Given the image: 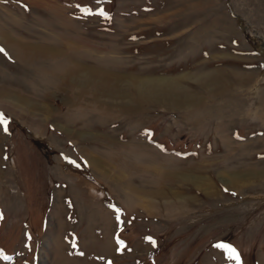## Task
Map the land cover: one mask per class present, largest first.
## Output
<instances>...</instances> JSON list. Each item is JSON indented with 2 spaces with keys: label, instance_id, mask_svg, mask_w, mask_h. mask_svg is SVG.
Listing matches in <instances>:
<instances>
[{
  "label": "rangeland",
  "instance_id": "374dc122",
  "mask_svg": "<svg viewBox=\"0 0 264 264\" xmlns=\"http://www.w3.org/2000/svg\"><path fill=\"white\" fill-rule=\"evenodd\" d=\"M0 48V264H264V0H0Z\"/></svg>",
  "mask_w": 264,
  "mask_h": 264
},
{
  "label": "bare ground",
  "instance_id": "6f19581e",
  "mask_svg": "<svg viewBox=\"0 0 264 264\" xmlns=\"http://www.w3.org/2000/svg\"><path fill=\"white\" fill-rule=\"evenodd\" d=\"M24 47H26V46L22 45V48H24ZM76 72L78 73V74L76 73V76L85 77V78L88 77V79L89 78H96L97 76L95 74H97V75L100 74L101 76L103 75V77H104L103 81L106 82V86H105L106 89H110V90L117 91V92H120L122 90H126V88H128L130 85L136 86L139 90L141 89L145 93L157 94V96L161 95L159 88L163 84L169 89L179 90V87L177 85V81L175 79H164V78H158V77H136V76L118 75V74L116 75V74H109V73L101 71V70H97V69H93V68H87V67L86 68L84 67L80 70L77 69ZM2 98H4V99H2ZM17 98H13L12 95H10L8 92H6V90L0 89V102H3V104L10 105V100H13V101L16 100L17 102L20 103L21 100L19 99V97H17ZM161 98H162V96H161ZM17 107H14V108H17ZM42 108L44 109L45 112L50 110L48 107H42ZM72 134L74 135V133H72ZM77 136L80 139H82V138H84L83 136H85V135L81 134V135H77ZM104 140H106V139H104ZM87 156L89 158L90 163L93 166L99 167V168L100 167L103 168L105 166V164L103 165L101 162L97 161V159H95L93 156H90V155H87ZM164 174H166L167 178H171V179L179 178V177L188 178L194 183V185L196 187H198L199 189H201L203 191H204V188L208 189L210 187L208 185L207 181L202 177L190 176V175H189L190 177L189 176L186 177L185 174H183V175H185V176H183V175H180L182 173L177 174V173H172V172H164ZM252 176H254L252 173H246V174L226 173V175L224 176L225 178L223 177V179L226 181L236 182L237 180L250 178ZM143 203H144V206L153 204L151 201H147V202H143ZM146 207L149 208L148 206H146Z\"/></svg>",
  "mask_w": 264,
  "mask_h": 264
},
{
  "label": "snow or ice",
  "instance_id": "6c2138e0",
  "mask_svg": "<svg viewBox=\"0 0 264 264\" xmlns=\"http://www.w3.org/2000/svg\"><path fill=\"white\" fill-rule=\"evenodd\" d=\"M101 0H97V3H100ZM77 7H80L79 5ZM82 11H84L86 14H91V9L89 8H82ZM98 14L101 16H105L107 15L105 13V11L103 10V8H100L98 10ZM0 51H3L2 48H0ZM7 123L8 121L3 117V114H0V124L4 125V131L7 132ZM120 243H123L122 241ZM217 248H221V249H225L228 255V258L230 260H235L237 262V264H239L240 262V255L237 252V250L230 244H224V243H218L217 245H215ZM4 259H11V257L8 256H4ZM110 264V262H109Z\"/></svg>",
  "mask_w": 264,
  "mask_h": 264
},
{
  "label": "crops",
  "instance_id": "0c3cea01",
  "mask_svg": "<svg viewBox=\"0 0 264 264\" xmlns=\"http://www.w3.org/2000/svg\"><path fill=\"white\" fill-rule=\"evenodd\" d=\"M104 71H107V70H104ZM107 72H111V71H107ZM111 73H113V72H111ZM47 113V112H46ZM48 113H50V112H48ZM45 116H47V115H45ZM111 124V125H110ZM109 125L110 126H108L107 127V129H105V132H110L109 130H112V125H113V123H109ZM77 137V136H76ZM76 137H73L74 139H69L70 140V142L71 143H73L75 146H77L76 144H77V142L79 141V140H76L77 138ZM83 156H86V153L84 152H81V151H79Z\"/></svg>",
  "mask_w": 264,
  "mask_h": 264
}]
</instances>
